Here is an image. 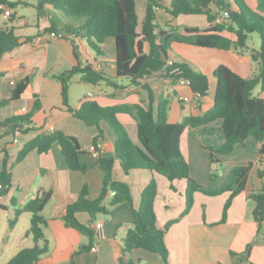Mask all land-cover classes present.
I'll use <instances>...</instances> for the list:
<instances>
[{"label": "crops", "instance_id": "crops-1", "mask_svg": "<svg viewBox=\"0 0 264 264\" xmlns=\"http://www.w3.org/2000/svg\"><path fill=\"white\" fill-rule=\"evenodd\" d=\"M168 5L170 0H162ZM233 4V0H227ZM256 9L257 0H244ZM35 3L36 0L30 1ZM36 10L32 22L24 15H14L12 25L16 27L20 45L6 52L0 58V99L10 97L12 84L24 77H30L23 93L0 107V120L31 110L34 100L40 107L32 116V124L26 132L9 131L0 128V161L7 155V168L11 173V183L6 194L0 196V264H5L19 250L34 245L31 235L30 212L23 211L12 226L9 219L15 209L21 208L28 200L42 191H51V196L42 210L46 219L43 235L47 241L48 252L37 264H117V257L123 253V239L131 227L132 207L127 202L113 206L107 214H99L96 219L104 223V237L98 242L97 250L90 248L79 251L89 244L87 236L73 227L64 224L63 214L68 203L73 201L83 185H87L88 197L94 199L102 187L103 172L96 163L97 155L113 157V177L128 184L134 207H138L140 194L147 183L154 179L156 196L154 211L156 225L167 228L164 243L167 250L166 264H264V220L258 227L252 217L253 202L249 193L264 188V137L261 141L247 137L237 143L228 154L214 153L218 162H213L208 146H218L224 142L221 120L215 119L205 125L188 126L180 136V149L189 166V172L199 184L216 188L222 184L228 171L235 165L248 162L252 167L248 173L245 189L236 194L221 222L224 204L229 191L208 195L200 191L193 193V202L184 213L186 201V181L178 179L169 182L163 175L146 169H133L124 173L115 153L114 133L105 123L99 124L102 137L95 142L98 130L73 116L71 109L79 107L87 99L95 100L102 106L119 104H140L157 110L158 100H168L167 121L176 123L186 116L201 115L214 102L216 79L213 71L218 65H226L240 76L247 78L258 73V62L249 59L246 51L257 50L246 44L243 50L232 49L224 52L215 48H205L187 43L174 42L170 46L169 61H185L195 70L208 76L209 88L205 95L195 96L187 84L164 77L160 72L152 73L136 83L128 78L117 77L115 68L114 43L112 39L99 44L101 54L96 55L86 38L79 30L80 20L66 18L59 10L45 4ZM219 16V15H218ZM217 16V17H218ZM155 23L159 29L170 26L182 30L196 27L205 30L211 23L205 14H181L176 17L163 9H156ZM213 23H229V21ZM9 25L8 17L0 13V27ZM54 25L58 37L43 30ZM222 35L235 38L232 32L223 29ZM73 44L77 46L81 66H91L112 79L111 84L86 83L79 76L72 77L67 89V104L63 103L60 81L55 77L77 64L73 54ZM260 44V43H259ZM249 53V54H250ZM149 92L152 100L149 99ZM253 94L264 100V90L258 86ZM117 119L125 127L130 139L139 144L137 123L132 115L118 112ZM53 130L77 138L84 149L80 162L85 171L71 170L58 144L48 151L39 153L31 150L22 160L15 162L18 150L36 135ZM96 144L98 153L90 150ZM216 171V177L211 173ZM258 171L263 172L259 177ZM78 220L92 227L93 221L85 212L77 214ZM42 242H39L41 244ZM251 243L246 261H238L237 255L244 252ZM132 260L144 264H160L162 257L142 248L132 249Z\"/></svg>", "mask_w": 264, "mask_h": 264}, {"label": "trees", "instance_id": "trees-1", "mask_svg": "<svg viewBox=\"0 0 264 264\" xmlns=\"http://www.w3.org/2000/svg\"><path fill=\"white\" fill-rule=\"evenodd\" d=\"M255 10L251 9L244 0H233L234 7L227 0H170L165 5L162 0H0L11 10L17 5L33 6L38 10L47 4L59 10L66 18L80 20L81 36L86 38L90 48L96 55L101 54L99 44L112 39L114 43L115 68L117 77H125L132 83L155 72H160L166 78L178 80L186 78L189 86L197 97L206 94L209 79L206 74L195 70L185 61L172 62L168 65V50L174 42L187 43L194 46L215 48L224 52L234 49L243 50L246 47L248 35L257 33L260 39L259 48L251 51V59L258 62V73L244 78L226 65H218L213 76L216 79L213 105L201 115L186 116L181 121H167L168 100L161 98L157 110L143 107L140 104H119L102 106L95 100L87 99L78 108L71 109L73 116L87 125L95 126L98 130L94 142L102 137L99 126L105 122L114 133L115 153L118 163L124 173L133 169L155 171L172 182L185 179L186 213L193 202V193L200 191L208 195H216L229 191L221 222L224 221L232 198L245 189L248 173L252 163L235 165L228 171L222 184L209 188L199 184L189 172V166L180 149V136L188 126L205 125L215 119L221 120L224 142L218 146H208L209 155L213 162H218L214 153L228 154L237 143L247 137L261 141L264 137V100L254 95L253 90L260 85L264 90V0H257ZM156 9H163L169 15L176 17L181 14H205L211 25L205 30L196 27H184L179 30L170 26L159 29L155 23ZM228 12L229 23H213L220 11ZM14 15L8 17L9 25L0 27V58L4 53L20 45L16 27L12 25ZM54 25L45 28L44 32H54ZM226 29L235 35L234 39L222 35ZM73 54L77 64L55 77L61 84L63 103L67 104V89L73 76L79 80L98 84L112 83V79L102 72L95 70L91 64L81 66L77 46L73 44ZM30 82V77H24L12 84L10 97L0 99V107L11 100L18 99ZM149 99L152 100L149 92ZM40 101L36 98L30 111L15 114L0 120V128L9 127V131L26 132L32 124L33 113L39 109ZM118 112H126L133 116L137 123L139 144L134 143L125 127L117 119ZM96 143V142H95ZM94 143V145H96ZM54 144L61 148L65 161L71 170L85 171L86 166L80 162L84 149L77 138L65 134L61 130L36 135L28 140L17 152L15 162L22 160L31 150L39 153L48 151ZM115 159L97 155L96 163L103 172L101 191L97 197H88L87 185H83L77 197L67 204L63 214L64 224L73 227L89 239L87 246L79 251L89 249L94 240V231L90 225L81 223L77 214L85 212L94 221L99 214H107L109 210L121 203L127 202L132 207L133 219L131 227L123 239V253L117 257V264H144L136 262L129 256L132 249L142 248L162 257L166 264L167 250L164 243V233L167 228L156 225L154 199L156 182L151 179L140 194L138 207L133 206L130 188L127 183L113 177ZM259 177L263 176L258 171ZM211 177H216L213 170ZM11 183V173L7 168V155L0 161V196L6 194ZM112 193V194H111ZM51 196V191H42L28 200L21 208L15 209L14 216L9 219L12 226L17 216L30 212L28 235L34 241L31 247L19 250L5 264H37V261L48 252L47 241L43 235L46 219L42 210ZM253 202L252 217L258 227L264 220V188L249 193ZM39 242H42L39 244ZM251 243L243 253L237 255L238 261H246L249 256ZM73 264V263H72Z\"/></svg>", "mask_w": 264, "mask_h": 264}, {"label": "built area", "instance_id": "built-area-1", "mask_svg": "<svg viewBox=\"0 0 264 264\" xmlns=\"http://www.w3.org/2000/svg\"><path fill=\"white\" fill-rule=\"evenodd\" d=\"M0 13L2 15H4L5 17H9L12 12H11V9L7 5L0 3ZM215 20H216V22L229 21L228 12L226 10L220 11V15ZM50 35L53 37L60 36V34H57L55 32H50ZM171 64H172V61L168 60V65H171ZM178 81L180 83L189 85V80L186 78H180V79H178ZM90 150L95 154L98 153L97 146L94 144L91 145ZM92 228L94 231V240L92 242L90 250L95 252L97 250L98 242L104 237V223H103V221L100 219H95L92 223Z\"/></svg>", "mask_w": 264, "mask_h": 264}, {"label": "rangeland", "instance_id": "rangeland-1", "mask_svg": "<svg viewBox=\"0 0 264 264\" xmlns=\"http://www.w3.org/2000/svg\"><path fill=\"white\" fill-rule=\"evenodd\" d=\"M32 1V0H29ZM247 4V3H246ZM248 5V4H247ZM249 6V5H248ZM250 7V6H249ZM251 8V7H250ZM252 9V8H251ZM14 12H16V14H21L24 15L26 18H28L29 20L34 21L36 19V10L29 7V6H23V5H17L14 9H12ZM254 10V9H253ZM259 43H260V39L257 33H250L248 35L247 38V42L246 44L249 46H253L254 48H258L259 47ZM171 49V48H170ZM170 49L168 50V53L170 54ZM249 49L246 51V55L249 57V59H251V56L249 54ZM252 60V59H251ZM260 89V85H257ZM256 86V87H257Z\"/></svg>", "mask_w": 264, "mask_h": 264}]
</instances>
